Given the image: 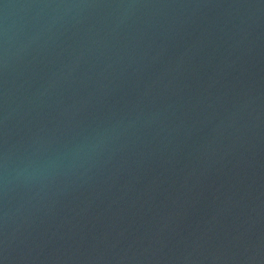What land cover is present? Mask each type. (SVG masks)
<instances>
[{
  "label": "water",
  "instance_id": "95a60500",
  "mask_svg": "<svg viewBox=\"0 0 264 264\" xmlns=\"http://www.w3.org/2000/svg\"><path fill=\"white\" fill-rule=\"evenodd\" d=\"M0 264H264V0H0Z\"/></svg>",
  "mask_w": 264,
  "mask_h": 264
}]
</instances>
